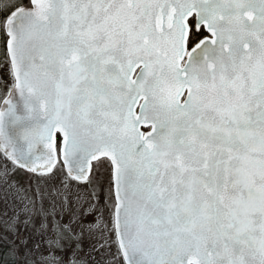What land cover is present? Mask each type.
Segmentation results:
<instances>
[{
	"label": "snow or ice",
	"instance_id": "obj_1",
	"mask_svg": "<svg viewBox=\"0 0 264 264\" xmlns=\"http://www.w3.org/2000/svg\"><path fill=\"white\" fill-rule=\"evenodd\" d=\"M0 202L27 264H264V0H0Z\"/></svg>",
	"mask_w": 264,
	"mask_h": 264
},
{
	"label": "rangeland",
	"instance_id": "obj_2",
	"mask_svg": "<svg viewBox=\"0 0 264 264\" xmlns=\"http://www.w3.org/2000/svg\"><path fill=\"white\" fill-rule=\"evenodd\" d=\"M10 182L19 186L22 189L28 190L29 194H31V192L34 191L36 187V181L34 179H31L28 174H25L23 172H19L15 174ZM4 211H5L4 205L2 202H0V241L3 238L5 241L12 242L15 239L16 235H19L21 239L16 241V244L19 249V255L13 256L11 251H9L10 256H12V258H15V261H18V264H27V258L24 255V248L22 241L23 239L29 236V232L24 230L22 226L19 229H17L16 232L6 230L4 223L6 217L3 216ZM9 215H11L10 210H9ZM11 248H12V244H11ZM43 251L45 254H47L46 247L43 249ZM88 251L89 248L85 246L84 248L85 258H88L87 257ZM39 255H40L39 252L33 250V258H39ZM5 262L6 260L1 261L0 264H6Z\"/></svg>",
	"mask_w": 264,
	"mask_h": 264
},
{
	"label": "trees",
	"instance_id": "obj_3",
	"mask_svg": "<svg viewBox=\"0 0 264 264\" xmlns=\"http://www.w3.org/2000/svg\"><path fill=\"white\" fill-rule=\"evenodd\" d=\"M0 262L6 260V264H12L15 261V258L10 256L11 244L8 241H5L3 238L0 241Z\"/></svg>",
	"mask_w": 264,
	"mask_h": 264
}]
</instances>
